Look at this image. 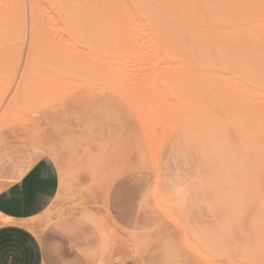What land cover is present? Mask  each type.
Instances as JSON below:
<instances>
[{
    "label": "rangeland",
    "instance_id": "1",
    "mask_svg": "<svg viewBox=\"0 0 264 264\" xmlns=\"http://www.w3.org/2000/svg\"><path fill=\"white\" fill-rule=\"evenodd\" d=\"M263 5L0 0V148L25 144L58 169L56 198L29 224L48 250L95 264H264V95L232 81L241 51L264 78ZM136 31L153 42L145 57ZM140 58L148 76L130 68Z\"/></svg>",
    "mask_w": 264,
    "mask_h": 264
},
{
    "label": "crops",
    "instance_id": "2",
    "mask_svg": "<svg viewBox=\"0 0 264 264\" xmlns=\"http://www.w3.org/2000/svg\"><path fill=\"white\" fill-rule=\"evenodd\" d=\"M59 183L56 165L40 152L21 143L0 148V264H95L48 250L29 226L52 204Z\"/></svg>",
    "mask_w": 264,
    "mask_h": 264
},
{
    "label": "bare ground",
    "instance_id": "3",
    "mask_svg": "<svg viewBox=\"0 0 264 264\" xmlns=\"http://www.w3.org/2000/svg\"><path fill=\"white\" fill-rule=\"evenodd\" d=\"M206 2H207V1H206ZM236 2H238V1H236ZM243 2H244V1H243ZM208 3H209V2H208ZM80 4H81V3H80ZM85 4H86V3H85ZM120 4H121V3H120ZM201 5H203V4H201ZM206 5H207V4H206ZM210 6H211V5H210ZM263 6H264V5H263ZM123 8H124V7H123ZM74 9H75V8H74ZM210 9H211V8H210ZM210 9H209V10H210ZM212 9H213V8H212ZM218 11H219V10H218ZM64 12H65V11H64ZM146 12H147V11H146ZM204 12H205V11H204ZM214 12H215V11H214ZM214 12H213V13H214ZM183 13H184V12H183ZM218 13H219V12H217V14H218ZM246 13H247V12H246ZM260 13H262V12H260ZM57 14H58V13H57ZM60 14H61V13H60ZM146 14H147V13H146ZM148 14H149V12H148ZM184 14H185V13H184ZM217 14H216V15H217ZM221 14H222V13H220V15H221ZM129 15H130V14H129ZM247 15H248V14H247ZM122 16H123V15H122ZM125 16H126V14H125ZM218 16H219V14H218ZM242 16H243V15H242ZM263 16H264V15H263ZM127 17H128V16H127ZM127 17H126V18H127ZM129 17H130V16H129ZM129 17H128L127 19H129ZM216 18H218V17H216ZM239 18H240V17H239ZM130 19H132V18H130ZM207 19H208V18H207ZM63 20H64V19H63ZM133 20H134V19H132V21H130V22H133V24H135ZM224 20H225V19H224ZM109 21H110V19H109ZM123 21H124V20H123ZM128 21H129V20H128ZM210 21H211V20H210ZM214 21H215V20H214ZM257 21H258V20H257ZM259 21H260V20H259ZM62 22H63V21H62ZM260 22H261V21H260ZM91 24H92V23H91ZM94 24H95V23H94ZM123 24H124V23H123ZM133 24L131 23L130 29H131V27H132V28L134 27ZM258 24H259V22H258ZM260 24H261V23H260ZM137 25H138V23L135 24V26H137ZM219 25H220V24H219ZM122 26L125 27L126 24H125V25H122ZM191 26H192V25H191ZM260 26H261V25H260ZM124 27H123V28H124ZM127 27H128V26H127ZM127 27H126V28H127ZM137 27H138V26H137ZM196 27H197V26H196ZM134 28H135V27H134ZM127 29H128V28H127ZM108 30H109V29H108ZM128 30H129V29H128ZM136 30H138V28H137ZM141 30H142V29H139V31H141ZM145 30H146V29H145ZM173 30H174V29H173ZM188 30H189V29H188ZM125 31H126V30H125ZM133 31H135V29H134ZM139 31H138V32H139ZM142 31H143V30H142ZM252 31H253V30H252ZM257 31H258V30H257ZM109 32H110V31H109ZM112 32H114V30H113ZM130 32L133 33L131 30H130ZM138 32L136 31L137 35H139L138 38H137V36H136V38L139 39V37L141 36V37H143V40H141L140 43L138 42V43H139V44H138V45H139L138 47H140V48L137 47L138 50H136V51L139 52L140 50L144 49L143 51L146 50V52H147V49H149V48L151 47V45L148 44V46H150V47H147V45H146V44L144 45L143 43H144V40L148 41V39H150V38H148L149 34L146 33V35H147V37H146V36L144 35V33H143V35H142L141 33L139 34ZM145 32H146V31H145ZM177 32H178V29H177ZM248 32H249V31H248ZM134 33H135V32H134ZM136 33H135V35H136ZM252 33H254V32H252ZM107 34H108V33H107ZM109 34L111 35V33H109ZM126 34H127V32H126ZM150 34H151V33H150ZM187 34H188V33H187ZM189 34H190V33H189ZM250 34H251V33H250ZM123 35H124V34H123ZM130 35L133 36V34H130ZM135 35H134V36H135ZM115 36H116V35H115ZM132 36H131V37H132ZM144 36L146 37V39L144 38ZM179 36H180V35H179ZM191 36H192V35H191ZM191 36H190V37H191ZM42 37H43V36H42ZM60 37H61V36H60ZM68 37H69V35H68ZM70 37H71V36H70ZM118 37H119V36H118ZM141 37H140V38H141ZM174 37H175V36H174ZM187 37H188V36H187ZM119 38H120V37H119ZM132 38H133V37H132ZM147 38H148V39H147ZM170 38H171V37H170ZM112 39H113V37H112ZM112 39H111V40H112ZM116 39H117V38H116ZM130 39H131V38H130ZM137 39H136V40H137ZM201 39H202V38H200L198 41L201 42V41H202ZM58 40H59V39H58ZM62 40H64V39L61 37V39H60V44H62V46H63V45L66 44V43H64ZM117 40H118V39H117ZM119 40H120V39H119ZM119 40H118V41H119ZM132 40H134V39H132ZM136 40H134V41H136ZM150 40H151V39H150ZM166 40H167V39H166ZM191 40H192V39H191ZM64 41H65V40H64ZM92 41H93V40H92ZM138 41H140V40H138ZM40 42H41V41H40ZM61 42H62V43H61ZM89 42H90V41H89ZM111 42H113V40H112ZM37 43H38V42H37ZM70 43H71V42H70ZM141 43H142V46H145V47H147V48H144V47H143V48L141 49V45H140ZM147 43H153V42H152V41H151V42L148 41ZM1 44H4V43H1ZM34 44H35V42H34ZM71 44H72V43H71ZM71 44L68 43V44H66V46H67V45L70 46ZM119 44H120V43H119ZM131 44H132V43H131ZM131 44H130V45H131ZM38 45H39V43H38ZM263 45H264V43H263ZM69 46H67V47H69ZM72 46H73V45H72ZM85 46H86V45H85ZM184 46H185V45H184ZM186 46H187V45H186ZM213 46H214V45H213ZM42 47H43V46H42ZM67 47H65L64 50H66ZM230 47L232 48V50L237 49V47H235L234 45H231ZM57 48H58V47H57ZM63 48H64V47H63ZM73 48H74V50H75V47H74V46H73ZM96 48H97V47H96ZM133 48H134V47H133ZM135 48H136V47H135ZM194 48H195V47H194ZM213 48H215V47H213ZM244 48H245V47H244ZM35 49H36V48H35ZM37 49H39V46H38ZM37 49H36V50H37ZM54 49H55V48H54ZM69 49H71V47L68 48V50H69ZM76 49H77V48H76ZM89 49H90V48H89ZM127 49H129V48H127ZM139 49H140V50H139ZM152 49H153V48L151 47L150 50L152 51ZM221 49H222V50H221ZM224 49H225V47H223V46L220 47V50L218 49V50H219V52H218V56H219V58H221V59L224 58L223 55H224V52L226 51V50H224ZM242 49H243V48H242ZM260 49H262V48H260ZM62 50H63V49H62ZM72 50H73V49H72ZM72 50H70V51H68V52H71ZM74 50H73V51H74ZM129 50H131V49H129ZM132 50H133V49H132ZM134 50H135V49H134ZM150 50H148V51H150ZM191 50H192V49H191ZM211 50H212V49H211ZM223 50H224V51H223ZM66 51H67V50H66ZM81 51H82V49H81ZM83 51H84V50H83ZM83 51H82V52H83ZM93 51H95V50H93ZM102 51H103V49H102ZM102 51H100V52L102 53ZM124 51H125V50H124ZM143 51H140V52L137 53V54H140L141 56H144V55L146 54V52H143ZM153 51H154V50H153ZM205 51H206V50H201V51H200V57H201V59H203V61H207V60H209V59L211 58L210 53L205 52ZM68 52H67V53H68ZM78 52H79V51H78ZM84 52H85V51H84ZM89 52H90V51H89ZM89 52H88V53H89ZM125 52H126V51H125ZM213 52H214V49H213ZM71 53H73V52H71ZM74 53H75V51H74ZM86 53H87V52H86ZM93 53H94V52H93ZM126 53H128V51H127ZM134 53H135V52H134ZM141 53H142L143 55H142ZM211 53H212V52H211ZM225 53H226V52H225ZM253 53H254V51H253ZM68 54H69V53H68ZM75 54H76V53H75ZM83 54H84V53H83ZM148 54H151V53L148 52ZM148 54H147V56H148L149 58H150V56H154L155 59L157 58L156 62H157L158 60L161 59V57L158 58V56H156V55H153V54L148 55ZM215 54H216V52H215ZM232 54H233V55H237V53H236L235 51H233ZM239 54H240V55H238L239 58H240V59H243V61H242V63H241L240 65L237 64V65L234 67V72H235V73H239V74L241 75V76H240V77H241V80H239V81H235V80L233 79L234 77L232 78V81L235 82V85H234V86H237V87H234V88H235V89H238V86H239V87H246V86L248 87V84H247V83H249V84L252 85V87L249 86L250 88H253L252 90L258 91L257 93L255 92V94H258V95H256V96H258V97H253L252 99H254V98L259 99V98L261 97V95H264V93H263V91H262L263 89H262V87H261L262 85H264V78H259V77L262 75V74H261V71H260V69L258 68V66H257L256 62L254 61V59L251 58V56H250L251 54H250V53H248V52H246V51H241ZM248 54H249V55H248ZM81 55H82V54H81ZM107 55H108V54H107ZM135 55H136V54H135ZM257 55H258V54H257ZM65 56H66V54H65ZM72 56H74V54H73ZM109 56H110V54H109ZM133 56H134V55H133ZM231 56H232V55H231ZM110 57H111V56H110ZM144 57H145V56H144ZM144 57H143V59H144L145 61H144L143 59L140 58V59H141L140 61H139V59H138V61H134V62H132V64H134L133 67L131 66V64L129 65V67L131 66L130 68H135L136 71H135V72L133 71L134 73H139L142 77L148 76V75L146 74V73H147V72H146L147 70L145 71V72H146V73H145V72H143L142 69H141V66H142V65L140 66V68L137 67V66H136V67H134V66L137 64V62L142 63V62H146V60H150L148 57H147V58H144ZM216 57H217V56H216ZM254 57H256V55H255ZM129 59H130V58H129ZM129 59L125 60V59L123 58L122 60H121V59H120V60H121L122 62L125 60L124 62L127 61V63H128V62H129ZM151 59L153 60V58H151ZM231 59H232V58H231ZM231 59H230V60H231ZM233 59H234V57H233ZM255 59H256V58H255ZM109 60H110V59H109ZM118 60H119V59H118ZM118 60H117V62H119ZM142 60H143V61H142ZM162 60H163V59H162ZM228 60H229V59H228ZM230 60H229V61H230ZM238 60H239V59H237L236 61H238ZM111 61H114V59L111 60ZM111 61H110V62H111ZM121 61H120V62H121ZM141 61H142V62H141ZM229 61H227V62H229ZM231 61H232V60H231ZM103 62L105 63V61H103ZM106 62H107V60H106ZM108 62H109V61H108ZM108 62H107V63H108ZM115 62H116V61H114V63H115ZM117 62H116V63H117ZM120 62L118 63V66H119V65H120V66L122 65L121 67L126 66L125 64H124V65H123L122 63L120 64ZM148 62H149V63H148ZM148 62H147V65H146V63H143L145 66L148 67V68L145 67L144 69L147 68L148 71L152 73V71H150L149 68H150V69L153 68V69H152V70H153V73H152V74H154V71L156 70V68H155L153 65H154V64L156 65V62H155V63H154V61L151 62V60L148 61ZM159 62H160V61H159ZM178 62H179V61H178ZM178 62H177V63L175 62V63L178 64ZM239 62H240V61H239ZM116 63H115V66L117 65ZM129 63H130V62H129ZM129 63H128V64H129ZM152 63H153V64H152ZM163 63H164V62H163ZM180 63H181V62H180ZM180 63H179L178 66H180ZM217 63H218V62H217ZM108 64H109V63H108ZM110 64L113 65V63H110ZM148 64H150V65H148ZM166 64H169V63L166 62ZM138 65H139V63H138ZM171 65H173V66L175 67V64H171ZM106 66H107V65H106ZM110 66H111V65H109L108 67H109V68L114 67V66H111V67H110ZM127 66H128V65H127ZM151 66H152V67H151ZM157 66H158L157 69H159V68L161 69V66H162V65L160 66V64H159V65L157 64ZM159 66H160V67H159ZM163 66H164V65H163ZM166 66L168 67V69H170V66H168V65H166ZM183 66H184V65H183ZM215 66H216V64H215ZM129 67H123V68L127 69V68H129ZM164 67H165V66H164ZM167 67H166V69H167ZM180 67H181V66H180ZM184 67H185V66H184ZM119 68H120V67H119ZM119 68H118V69H119ZM123 68H122L121 72L123 71V73H126V74L129 73V75L133 74V73L131 72L132 69H129V70H130L129 72H128V71L125 72V71H124L125 69L123 70ZM172 68H173V67H172ZM172 68H171V70H172ZM181 68H182V67H181ZM111 69H113V68H111ZM114 69H117V68H114ZM137 69H141V70L138 71ZM144 69H143V70H144ZM162 69H165V68H162ZM176 69L179 70V67H178V68L176 67V68L174 69V71H175ZM186 69H187V67H186ZM106 70H107V68H106ZM116 71H117V70H116ZM119 71H120V70H119ZM159 71H160V70H159ZM172 71H173V70H172ZM181 71H182V70H181ZM183 71H185V70L183 69ZM183 71H182V72H183ZM111 72H112V70H111ZM156 72H157V70H156ZM189 72H190V71H189ZM123 73H121L122 76H123ZM141 73H143V74L145 73L146 75H142ZM151 73H149V74H151ZM176 73H177V72H176ZM186 73H187V71H186ZM232 75H233V74H232ZM124 76H125V75H124ZM132 76H134V74H133ZM136 76H137V74H136ZM151 76H152V75H151ZM233 76H234V75H233ZM223 78H224V77H223ZM230 79H231V78H230ZM151 81H153V80L151 79ZM162 82H163V81H162ZM164 84H165V83H164ZM230 84H231V83H230ZM233 84H234V83H233ZM229 87H230V86H229ZM232 89H233V88H232ZM246 89H247V88H246ZM241 91H243V90H241ZM259 91H260V92L262 91V94L259 93ZM230 92H231V91H230ZM239 92H240V91H239ZM245 92H246V91H245ZM259 94H260V95H259ZM259 96H260V97H259ZM249 97H250V94H249ZM263 97H264V96L261 97V98H262V101H264V100H263V99H264ZM257 99H256V100H257ZM259 100H260V99H259ZM259 100H257V101H259ZM216 101H217V100H216ZM251 101H252V100H251ZM260 101H261V100H260ZM255 103H256V102H255ZM235 105H236V104H235ZM231 108H232V107H231ZM244 111H245V110H244ZM228 112H229V110H228ZM225 113H226V112H225ZM228 114H229V113H228ZM242 117H243V116H242ZM244 118H245V117H244ZM241 124H242V123H241ZM244 124H245V123H244ZM262 129H263V128H262ZM244 132H245V131H244ZM237 133H238V132H237ZM241 134H243V132H242ZM256 134H257V133H256ZM243 135H244V134H243ZM243 135H242V136H243ZM249 135H250V134H249ZM249 135H248V136H249ZM250 136H251V135H250ZM243 138H244V137H243ZM254 140H255V139H254ZM215 141H216V140H215ZM239 141H240V139H239ZM242 141H245V142H246L245 139L242 140ZM247 141H248V140H247ZM216 142H217V141H216ZM240 144H241V143H240ZM246 144H247V143H246ZM242 145H244V144H242ZM248 147H249V146H248ZM248 147H247V148H248ZM245 149H246V148H245ZM254 149H255V148H254ZM257 156H259V155H257ZM257 156H256V157H257ZM256 157H255V158H256ZM237 166H238V164H237ZM249 168H250V166H249ZM222 169H223V168H222ZM236 169H237V168H236ZM236 169H235V170H236ZM238 169H239V168H238ZM250 170H252V169L250 168ZM217 171H218V170H217ZM237 171H238V170H237ZM239 173H240V172H239ZM251 173H252V172H251ZM253 173H254V172H253ZM242 177H243V176H242ZM242 177H241V178H242ZM247 177H248V176H247ZM239 178H240V177H239ZM241 178H240V180H241ZM236 179H237V178H236ZM222 180H223V179H222ZM246 180L248 181L247 178H246ZM241 181H242V180H241ZM247 181H246V182H247ZM249 181H250V180H249ZM243 183H245V181H244ZM225 184H226V183H225ZM240 184H241V183H240ZM247 184H248V183H246V185H247ZM240 187H241V185H240ZM240 187H239V188H240ZM241 189H242V188H241ZM242 191H243V190H242ZM243 193H244V192H243ZM259 200H260V199H259ZM216 207H217V206H216ZM223 214H224V216L227 215V214H225V213H223ZM228 215H229V213H228ZM228 215H227V216H228ZM221 216H222V215H221ZM221 216H220V217H221ZM227 216L225 217V219L228 218ZM229 216H230V215H229ZM253 216H254V215H253ZM231 217H232V216H231ZM231 217H229L228 220H229ZM222 218H223V217H222ZM252 218H253V217H252ZM220 220H221V218H220ZM226 220H227V219H226ZM250 220H251V219H250ZM255 220H256V219H255ZM221 221H222V222H221L222 224H218V225H222V226L226 225V222L223 221V219H222ZM253 221H254V220H253ZM258 221H259V220H258ZM224 222H225V224H224ZM251 222H252V221H251ZM253 223H255V222H252V225H253ZM250 224H251V223H250ZM257 224H258V223H257ZM227 226H228V225H227ZM254 226H255V225H254ZM217 227H218V226H217ZM220 227H221V226H220ZM215 228H216V227H215ZM221 228H222V227H221ZM221 228H220V229H221ZM254 228H255V227H254ZM259 228H260V227H259ZM216 229H217V228H216ZM216 229H215V230H216ZM222 229H223V228H222ZM239 229H240V228H239ZM218 230H219V228H218ZM224 230H226V228L223 229L222 231H224ZM252 230L255 231V229H252ZM256 230H257V229H256ZM260 230H261V229H260ZM262 233H263V232H262ZM255 234H256V232H255ZM259 236H260V234H259ZM261 236L263 237V234H261ZM257 239H258V237H257ZM261 239H262V238H261ZM258 240L260 241V239H258ZM259 241H256V243H257V246H260V247H261V245H262L264 242L262 243V242H261L262 240H261V241H260V244H261V243H262V244L259 245ZM263 241H264V239H263ZM255 245H256V244H255ZM257 246H256V247H257ZM249 248H251V247H249ZM251 249H252V248H251ZM246 250H247V249H246ZM259 251H260V250H259ZM259 251H258V252H259ZM262 252H263V251H262ZM251 254H252V253H250V255H251ZM257 254H259V253H257ZM252 255H253V254H252ZM247 256H248V255H247ZM248 257H249V256H248ZM261 257H264V256H261ZM262 259H263V258H262ZM263 260H264V259H263Z\"/></svg>",
    "mask_w": 264,
    "mask_h": 264
}]
</instances>
